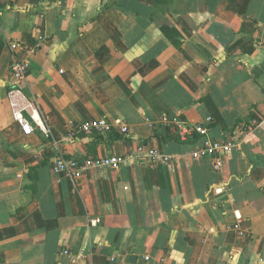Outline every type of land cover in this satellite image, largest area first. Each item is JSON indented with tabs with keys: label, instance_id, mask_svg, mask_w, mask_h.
Masks as SVG:
<instances>
[{
	"label": "crops",
	"instance_id": "0c3cea01",
	"mask_svg": "<svg viewBox=\"0 0 264 264\" xmlns=\"http://www.w3.org/2000/svg\"><path fill=\"white\" fill-rule=\"evenodd\" d=\"M12 41L33 50L17 51L30 134L8 96ZM165 116L239 149L215 169ZM95 119L129 132H75ZM110 154L116 169L52 171ZM0 264H264V0H0Z\"/></svg>",
	"mask_w": 264,
	"mask_h": 264
},
{
	"label": "built area",
	"instance_id": "2783aa9c",
	"mask_svg": "<svg viewBox=\"0 0 264 264\" xmlns=\"http://www.w3.org/2000/svg\"><path fill=\"white\" fill-rule=\"evenodd\" d=\"M9 48L13 53V64L11 67L12 84L8 91V96L11 101V106L15 112L16 119L19 121L21 128L25 134H30L32 126L29 118H34L37 113V106L34 101L30 100L26 95L24 86L27 83V78L30 71V65L27 58L17 56V51L23 50L27 53H32L27 46L22 45L18 41H12ZM163 121L172 122L177 126L180 138L188 139L192 134H198L202 139L198 142L195 149L192 150L191 156L195 159H210L215 169L223 167V159L230 153L239 149V141L235 140H215L208 136V131L203 126H188L183 120L178 117L169 118L165 116ZM256 120L252 121L247 127L246 132L242 133L241 140L247 137V134L252 131L255 125H258ZM121 134H127L129 127L123 123L121 119L113 122L106 119L86 120L77 124L75 132L85 133L88 135H105L112 134L117 131ZM136 152L139 155H145L152 160H158L160 154L156 148L146 145L137 147ZM124 161V158L119 155H95L82 158L58 156L55 158L52 171L54 174H65L73 179L81 178L87 171L91 169H116ZM100 220L94 219L92 224H98ZM64 254H69V250H65Z\"/></svg>",
	"mask_w": 264,
	"mask_h": 264
},
{
	"label": "trees",
	"instance_id": "16d2710c",
	"mask_svg": "<svg viewBox=\"0 0 264 264\" xmlns=\"http://www.w3.org/2000/svg\"><path fill=\"white\" fill-rule=\"evenodd\" d=\"M161 31L167 38L171 39L175 45H179L181 43L182 36L176 29L163 26L161 27ZM250 116H253V114H250ZM120 139H122L121 136H114L112 141H118Z\"/></svg>",
	"mask_w": 264,
	"mask_h": 264
}]
</instances>
